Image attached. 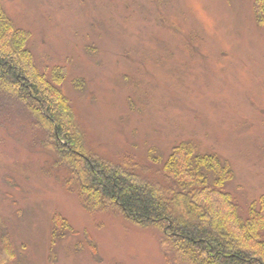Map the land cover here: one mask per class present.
<instances>
[{
	"label": "rangeland",
	"instance_id": "1",
	"mask_svg": "<svg viewBox=\"0 0 264 264\" xmlns=\"http://www.w3.org/2000/svg\"><path fill=\"white\" fill-rule=\"evenodd\" d=\"M0 6L28 34L37 71L49 81L62 75L59 90L91 154L120 166L132 159L151 174L192 141L228 161L226 191L242 213L264 198V25L256 20L264 0ZM31 126L19 108L0 107V249L6 235L10 264H174L157 228L111 204L86 208Z\"/></svg>",
	"mask_w": 264,
	"mask_h": 264
},
{
	"label": "trees",
	"instance_id": "2",
	"mask_svg": "<svg viewBox=\"0 0 264 264\" xmlns=\"http://www.w3.org/2000/svg\"><path fill=\"white\" fill-rule=\"evenodd\" d=\"M256 20L264 25V17ZM27 40L0 6V107L19 108L34 132L41 131L36 144L55 156L86 208L111 204L130 222L157 228L174 264H264V198L239 210L226 191L233 178L228 161L199 152L192 141L176 145L151 174L132 159L120 166L91 154L59 90L62 75L49 81L39 73ZM0 251V264L15 258L6 235Z\"/></svg>",
	"mask_w": 264,
	"mask_h": 264
}]
</instances>
